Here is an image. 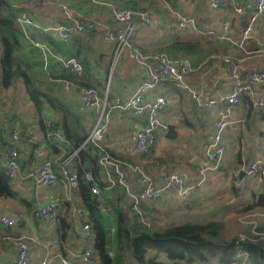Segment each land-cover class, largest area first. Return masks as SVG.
<instances>
[{"label":"built area","instance_id":"obj_1","mask_svg":"<svg viewBox=\"0 0 264 264\" xmlns=\"http://www.w3.org/2000/svg\"><path fill=\"white\" fill-rule=\"evenodd\" d=\"M177 7H170V12L174 20L176 31L182 34H202L196 27V19L185 7L191 0H176ZM229 1L233 7L236 17H244L250 12V19L246 28L241 30L238 43L235 42L233 26L227 21L220 23L221 29L218 38L245 47L248 41L258 28L257 23L264 15V0H256L254 4L242 0H209L208 7L217 10L222 4ZM18 3L26 8L17 17V24L26 35L30 28L39 29L49 33L53 38H57L63 43H68L76 35H86L89 30H96L105 40L115 43L113 60H118L122 55H127L130 63L142 71L141 80L136 83L133 92L123 97L119 94H112L110 89V78L104 90L84 89L80 97L79 105L90 112L92 126L88 130L86 138L77 147L72 145L63 134L61 128H54L53 119L47 117L45 125L48 127L43 142L38 148L33 150V156L38 159V168L27 175L21 174L20 156L22 143H20L19 127H15L10 134V143L1 150V165L6 169V173L11 182H15L21 177L32 178L36 190H52L62 186L64 189V201L71 203L69 217H74L81 211L76 200L79 182V172L70 168L71 161L81 164L80 152L87 150L89 144H93L101 149L102 153L97 158L99 171L94 175L92 165L83 168L82 177L86 182L91 183V192L97 196L101 205L106 203V193L112 192L117 186H123L128 195L131 209L137 212L141 219L143 212L141 204L148 205L158 201H165L170 204L189 200L195 190L202 189L207 184V176L211 170L217 171L219 166L225 162L227 149L225 146V135L229 127L236 121L234 119V109L241 105L240 97L248 95L254 102L255 108L264 110V68L248 67L241 63H235L231 54L218 52L208 56L213 62L224 64L227 73L229 91L228 93L207 94L199 89L193 80L195 65L189 58H174L165 53H143L138 47L132 44L139 31V27L149 25L153 19V14L148 10L123 9L118 6H110V24L99 21L96 17L84 16L78 11L70 8L60 0H19ZM30 11L50 12L57 17L54 24L42 25L35 22ZM211 31L208 32V34ZM36 48L41 50L43 69H46L51 59L59 61L77 77L84 75L82 63L75 57L66 58L55 52L47 43H34ZM251 52L246 50V59ZM256 53L264 59V48H259ZM111 62V63H112ZM111 67V65H110ZM114 67L110 69L111 74ZM64 87L70 91L71 87L65 83ZM130 87H132L130 85ZM176 87L181 92L188 95L189 101L201 111H209L214 115L213 129L210 135L202 144L203 162L196 169V178L186 179L175 170H171L165 165L158 168L156 172L150 171L138 162H130L108 152L106 147L107 136L112 130L111 119L113 115L121 111H128L133 116L143 119L140 128L136 130L134 145L131 152L136 155H147L155 144L158 132L168 131L169 123L164 118V113L172 111L171 90ZM74 90V89H73ZM239 126L244 127V120H238ZM122 147H126L124 141H119ZM56 145L61 152V160L54 162L48 155H42L44 148H53ZM247 165L242 169L246 172V177L255 181L260 190L264 192V158L260 153H256ZM133 177L138 186L133 191L129 184V179ZM248 192V191H247ZM77 198V199H76ZM76 199V200H75ZM57 204L52 201H45L38 204L34 215L40 221L49 223L57 227ZM15 214L1 212L0 225L4 227H16L24 216L15 209ZM19 213V214H16ZM108 212L104 209V215ZM108 219L112 220L109 215ZM114 232V225L110 227ZM79 233L88 241L80 251L81 264H101L100 258L92 248L94 233L91 226L85 223L80 227ZM8 241L17 248L14 261L11 264H32V247L34 244H41V240L34 229L22 233L21 235ZM239 260L232 264H250L248 255L240 253ZM62 264H71L68 259L60 257ZM54 259L48 256L43 258L40 264H53Z\"/></svg>","mask_w":264,"mask_h":264},{"label":"trees","instance_id":"obj_2","mask_svg":"<svg viewBox=\"0 0 264 264\" xmlns=\"http://www.w3.org/2000/svg\"><path fill=\"white\" fill-rule=\"evenodd\" d=\"M245 1L254 4L256 0ZM124 7L121 8L142 9L138 8L137 5ZM220 9L224 13L231 14L230 17H226L222 21L228 20L233 26L234 17L236 16L229 1L222 4L218 10ZM22 11H26V8L19 3L16 4L13 0H0V96L1 91L8 90L11 86L15 89L18 85L17 83L21 82L27 93L28 106L32 109L31 113H34L32 116L34 125L28 126L30 123L24 124L25 115L19 111L15 110L13 114L8 115L6 111H2L0 108V150L7 147L10 143V134L15 127H19L21 133L20 143L25 141L24 137L28 139L30 135L28 129L30 132L31 127H38V131L45 137L48 129L45 121L49 117L48 115H52L49 118L53 119V116L57 115L58 111L61 114H59L57 120L53 119L54 128H61L65 138L77 147L86 138L88 132L78 110H74L73 89H78L79 91L81 89L96 88L99 91L102 90L101 88L105 89L103 82L106 80V73H103L102 77L100 70L97 67L93 68L89 59L83 55L84 51L87 53V49H90V44L84 38L88 36L94 37L97 31L89 30L86 35H76L68 43H63L59 39L53 38L49 33L37 28H30L29 34L26 35L17 24V17ZM249 14L252 15L251 12ZM249 14L244 17H236L241 30L246 28L250 19ZM35 31L41 33L46 40L45 42L54 47V50L59 51L64 57H76L83 65L84 75L80 78L74 76L61 62L54 59H51L48 67L43 69L41 51L33 45L32 47L37 50L36 53L39 52L35 55L32 53L33 57L37 55L35 58L29 60L28 57L22 55L24 41H28L30 37L35 40L33 38ZM176 34L177 36L170 39V41L158 43L153 47L138 46L135 40L132 41V44L143 53H165L174 58L184 57L188 59L190 56L196 55V59L200 60L199 64L205 65L212 62L211 59L207 60L210 54L218 52L229 53L226 52V49H219V46L214 44V40H209L206 43H210L212 49L208 51V55L206 54L205 58L202 57V54L195 52L202 47L200 41H205L206 37L214 35V33L194 37L189 35L188 37L192 38L189 40L181 39L179 35L181 33L177 31ZM101 40L105 39L101 37ZM218 40L220 39L218 38ZM246 47L255 49L254 51L257 48L251 40L244 47L245 51L247 50ZM81 55H83V58H80ZM233 61L239 63L234 57ZM65 83L70 85V91L64 87ZM171 91L178 93L180 90L173 87ZM68 96L72 100V104L69 103ZM240 99L247 108V117L254 112L259 116L260 120L264 121V110L255 108L254 102L248 95H242ZM0 106H4V103L0 102ZM78 107L80 108L81 106L79 105ZM81 108L80 111H82ZM1 113L4 115L3 118ZM247 117L245 119L246 122ZM28 140L27 144L29 143ZM30 145L32 152L39 146L37 143ZM53 148L57 149L59 147L54 145ZM108 152L114 154L110 150ZM150 152L147 155L151 154ZM101 153V149L93 144H89L87 150L80 152L79 160H81V164L76 170L80 175V184L76 193L80 201L79 207L81 211L71 218L69 217L72 207L71 203L61 201L62 203L56 206L58 224L55 238L61 246H64V244H69L70 246L74 242V244L79 243L78 246L81 243V249H83L88 241H85L83 235L79 233V229L85 223H88L94 233L92 248L98 258H100L101 264H232L241 258L239 257L240 253L248 255L247 261L250 264H264V221H261L260 224L258 222L247 223L246 229L241 232L242 234L232 235V237L223 236L221 231L223 225L216 220L165 223L162 226L158 223V216L154 214V207L157 204L150 206L144 203L141 204L142 218L144 219L142 220L140 215L131 209L132 205L123 186H117L112 192L106 193V203L102 206L100 201H97V196L91 192V183L86 182L82 177L83 168L90 167L86 165L94 166L92 168L94 175L99 171L100 167L97 163V158ZM235 155H238V164L242 165L245 161L243 162L241 154L236 153ZM142 157L145 158L146 156L142 155ZM87 159H90L91 163L88 162L85 165L82 160ZM75 162L77 163V161ZM235 181L236 184L239 183L238 176H235ZM232 193L234 195L239 194V188L235 184H233ZM251 196L254 198L253 202L241 207L240 212L249 213L251 210L258 209L263 211L261 214L264 213V192H252ZM0 198L17 200L26 207L28 213L32 212L35 222H41L34 215L37 204H33L26 197L20 196L12 189V184L3 166H0ZM104 209L112 212V220H109L108 216L104 215ZM112 224L114 225L113 233H111L109 228ZM0 228H4L7 231L12 229V227L1 225ZM6 234L7 236L3 238L0 236V250H4L6 246L3 244L4 242L10 246L12 243H9L8 239L15 238L8 235L12 233ZM62 250L66 254V250Z\"/></svg>","mask_w":264,"mask_h":264},{"label":"crops","instance_id":"obj_3","mask_svg":"<svg viewBox=\"0 0 264 264\" xmlns=\"http://www.w3.org/2000/svg\"><path fill=\"white\" fill-rule=\"evenodd\" d=\"M17 4L19 0H13ZM64 3H66L70 8H72L75 11H78L80 14L84 16H90V17H96L99 19V21H103L105 23L110 24L111 17H110V6H118L123 7L124 6H131V5H137L138 8L142 9H149V11L153 14V19L151 23L145 27H139V31L135 37V43L138 46H146V47H153L154 45L161 43V42H167L170 41V39L175 38L177 36L175 27L173 26V17L170 12V7L173 6L174 8L177 7V1L175 0H60ZM245 1V0H242ZM209 0H191V2L185 7V10L187 9L190 13H192L196 19V27H198V30L202 34H189L191 37L194 36H205L208 35V32L211 31L209 34L214 33V35L206 37L205 41H200L201 46L199 49H197L195 52L202 54V57L205 58L206 54L209 50L212 49V46H210V43L206 44L209 40H214V44L219 46V49H226V52H229L233 55L234 59L237 60L239 63L243 64L244 66H250V67H258V68H264V59L260 57L258 54L254 55L252 53L249 54V57L246 59V51L243 47L237 44H231L228 41L218 40L217 36L220 32L221 26L220 22L226 18L230 17L231 14L224 13L221 9L220 10H211L210 7H208ZM31 18L36 22L47 25V24H54L57 20V17L54 16V14L50 12H34L30 11ZM235 20L233 22V35L235 42L238 43L240 34H241V27L239 28L238 24V18L234 17ZM257 29L254 32L251 41L256 45V50L259 48H264V15L259 18L257 23ZM178 32V31H177ZM180 33V32H178ZM182 34V33H181ZM179 34L181 36V39L189 40L192 39L191 37H188L187 34ZM178 35V36H179ZM33 38L30 37L28 41H24V46L22 47V55L25 57H28L29 60L35 58L33 55L38 54L36 53L37 50H35L34 43L42 42L46 43V40L43 38L41 33L38 31H35L33 33ZM196 38V37H195ZM200 38V37H198ZM194 39V38H193ZM84 40L87 41V43L90 44V49H87L84 51L83 55L84 57H87L90 61V64L93 66V68H98L100 72L106 73L107 75L111 69L110 65L113 58V53L115 50V43L111 42L109 40H101L100 34H95L94 37H87L84 38ZM32 45L34 47H32ZM51 47V46H50ZM54 50V47H51ZM249 51H254L253 49H249L246 47ZM41 51V50H40ZM55 52H58L57 50H54ZM33 53V55H32ZM61 54V53H59ZM62 55V54H61ZM83 55H81L80 58H83ZM208 55V54H207ZM181 56V55H180ZM191 57V56H190ZM189 57V58H190ZM197 56H192L191 61L196 67V70L193 72V80L194 84L196 86L203 90L207 94H216V93H228L229 91V83H228V75L224 70V64L221 62H210L209 64H199L200 60L196 59ZM202 58V59H203ZM114 66V77L111 80L110 83V89L112 94H119L123 97L129 96L134 89V85L138 83L142 78V71L134 67L130 63V60L128 59L127 55H122ZM108 79V78H107ZM108 83V81H107ZM106 83V85H107ZM106 85L105 88L107 87ZM130 85L132 87H130ZM84 89H81L80 91L78 89H74V99H73V106H75L74 110H78L79 115L81 116V120L83 121V124L87 128V132L92 126V117L90 112L87 110L82 109L80 111L79 102L80 97L82 95V92ZM25 96L27 99V93L24 89ZM68 93V92H67ZM2 94V91H1ZM172 100L171 104L173 106L172 111L165 112L164 118L169 125H173L176 131V134L172 138L167 137V132H158L157 137L155 140L154 146L157 144V139L159 137H162L163 139H169V140H175V142H164L163 148L169 150L172 148V146L176 145V141L179 142L178 146H183L185 142L188 144L190 143V146H187L190 148L189 156L190 160H188L189 163L186 167H178L177 163H165V162H156L154 167V172L158 170V168L162 165L167 166L171 170L177 171L179 174H181L186 179H192L196 178V169L198 167V164L200 163V158L202 157L203 152L200 151L202 149V144L205 142V139L210 135L212 129H213V120L214 115L209 111H201L195 105H193L188 98V95L184 92L179 91L173 92L171 91ZM70 97L68 96V99ZM185 98V99H184ZM28 100V99H27ZM70 100V99H69ZM187 100V101H186ZM0 102L4 103L0 96ZM29 103L28 101H26ZM188 102L190 104H188ZM12 103V102H11ZM10 103V104H11ZM25 103L24 105L29 107L28 104ZM69 103L72 104V100L69 101ZM23 105V106H24ZM187 105H192L193 108L189 109ZM23 106H21L20 110L19 108L15 107V105H11L12 108L11 112L5 110L3 106H0L2 111H6L8 115H11L14 113L15 110L22 112L25 115V118L23 119V123L27 125V123H30L28 126H33L34 121L32 116L34 113H31L32 109L29 107V112L23 109ZM180 111V114H176L177 111ZM255 111H257L254 108ZM253 110V111H254ZM59 114L61 112L58 111L57 115L53 116V119L57 120ZM247 108L246 106L241 103L240 106L235 107L234 109V119L235 123L232 124L228 131L226 132L225 139L229 138L232 139V137L235 135H238L239 130H241V136L239 139L241 140L240 143L245 142L246 145L249 147L251 146L253 153L251 155V159L254 157V154L258 152V150L262 149L264 151V121L260 120L259 116L253 112L247 117ZM2 118L4 117L3 113H1ZM30 116V117H29ZM49 117L52 115H48ZM247 117V122L245 121ZM238 120H244V127L239 126ZM143 122L142 118L133 116L128 111H121L113 115L111 119L112 124V130L107 136L106 140V147L105 149L108 151L110 150L113 152L114 156L122 157L124 160H129L130 162H138V159L142 158V155H136L131 152V148L134 145V137L136 130L140 128L141 123ZM28 133L30 135L28 136V139H25L24 142H22V150H21V156H20V165H21V174L27 175L31 171H35L36 168H38V159L33 156L32 154V147L30 144L37 143V145H40L41 142H43V135L40 131H38V127H31L30 132L28 129ZM27 136V135H26ZM27 140L29 143L27 144ZM119 141H124L126 143V147H122ZM168 141V140H167ZM226 141V140H225ZM153 146V148H154ZM200 148V150L197 152V149ZM155 154L159 156V154L156 151H160L155 146ZM154 149L151 150L154 151ZM2 150V149H1ZM0 150V152H1ZM238 149H235V152H237ZM244 154L248 155V151L242 150ZM150 152V153H151ZM234 152V153H235ZM175 153V152H174ZM197 153V157H195ZM233 153V157H235V154ZM48 155L51 156L54 160V162H58L61 160V152L59 148H44L42 151V155ZM153 154V153H152ZM228 156V154L226 153ZM149 155L146 156V158ZM227 156L225 158H227ZM161 159V157H159ZM227 160V159H226ZM225 160V161H226ZM253 160V159H252ZM82 162L86 165L90 162V159L82 160ZM139 163V162H138ZM141 164V163H139ZM143 167H145L143 164H141ZM177 166L175 169L174 166ZM0 166L1 165V158H0ZM80 164L76 163L75 161L70 162V168L72 170H78V167ZM244 166V165H243ZM242 166V167H243ZM149 165L146 167L149 169ZM240 167L236 172L235 175L238 176L240 170L242 169ZM150 170V169H149ZM213 174V173H211ZM211 174L209 177H211ZM216 176H219L218 172H215ZM210 179L208 180L209 184ZM242 184H247L250 181L252 182L251 178L244 177L242 180ZM11 182V181H10ZM12 189L17 192L20 196L26 197L29 201H31L33 204L36 203L41 204L45 201H52L57 204V206L62 203L61 201H64V189L62 186H59V188H54L52 190H36L35 184L33 183V179L23 178L21 177L15 182H11ZM129 184L133 191H136L138 189V186L136 184V181H134V178L131 177L129 179ZM254 188L253 191L247 192L249 196H251L252 192L260 191V187L258 184L253 183ZM208 188V185H207ZM206 188V189H207ZM206 191V190H205ZM200 191V192H205ZM77 195V193H76ZM252 197V196H251ZM253 198V197H252ZM77 199V198H76ZM75 199V200H76ZM78 203V206L80 204L79 199L76 200ZM165 201H158L155 203H149L150 205H163ZM18 209L20 211V215L24 216L22 220L19 221L18 225L14 228H12L10 231L5 230L4 228H0V236L3 238L7 236L6 233H12L8 234L13 237H17L21 235L24 232H27L31 229H34L39 237V240H41V244H32V264H40L43 260V258L48 254V256L52 257L54 259L53 264H62L60 262V257H64L65 259H68L71 264H81L80 263V251L82 250V244L78 246L79 243L74 244H64V246H61L58 240H56V230L57 227L53 228L54 226L46 223V222H35L34 218L32 217V212L28 213L26 207L19 203L17 200L14 199H5L0 198V210L1 212H7L9 214H15L16 210ZM106 214L110 216V218H113L112 212L110 210L107 211ZM19 214V213H17ZM10 243V241H9ZM6 246L4 247V250H0V264H11L14 261V258L17 253V248L14 245H7L5 242L3 243ZM62 249L66 250V254L63 252Z\"/></svg>","mask_w":264,"mask_h":264},{"label":"rangeland","instance_id":"obj_4","mask_svg":"<svg viewBox=\"0 0 264 264\" xmlns=\"http://www.w3.org/2000/svg\"><path fill=\"white\" fill-rule=\"evenodd\" d=\"M176 3V0L175 2ZM173 7V6H172ZM149 10V9H148ZM193 36V34H191ZM188 36V35H187ZM252 54L256 55V51H252ZM117 60H113L111 63V67L113 68ZM115 68V67H114ZM114 73V71H113ZM103 77V72L102 74ZM110 83L112 78L114 77V74H111L109 71L107 78H110ZM103 82L104 85H106L108 79ZM18 85L16 86V90L13 89L11 86L8 90L2 91L1 94V99L4 102L3 108L9 113L12 111L11 105H15V107L21 109L20 107L23 106L26 101L25 92L23 88V85L21 82L17 83ZM104 90L103 88H101ZM185 99V98H184ZM187 101V100H186ZM12 102V104H10ZM28 104V103H27ZM188 104H190L188 102ZM193 104V103H192ZM189 109L193 108L192 105H187ZM23 109L29 112V107L23 106ZM180 111L178 110L176 114H180ZM22 113V112H21ZM23 114V113H22ZM241 136V130H239L237 136H233L232 139H225V146L227 149V159L223 164H221L218 168L217 171L211 170L208 173L207 179V184L205 185L204 188L195 190L193 194L191 195L189 200L183 201L181 203L175 202V204H170L167 202H164L163 205H156L154 208V214L158 216V223L160 225H165V223H181V222H194V221H200V222H207V221H220L222 223L223 228H222V234L225 237H232L236 236L238 234H242L244 229L247 227V223H255L258 222V224L261 223V221H264V213L261 214V212L258 209L256 210H251L249 213H241L240 209L244 205H248L251 202H253V199L249 194L246 192L253 191L252 189L254 188L253 183L255 181H250L247 184H242V182L239 181V183L236 184L235 181V172L242 167L243 165H247L249 161H251V155L253 153V150L251 146H247L245 142L240 143L239 137ZM168 140V141H167ZM163 139L162 137H159L157 139V144L155 145L156 148L160 151H156L159 156L154 155L155 154V146H154V151L149 154V156L146 158L142 157V160L138 159L137 161L141 162L145 167L148 165L150 166L149 169L150 171H154V167L157 165L156 162L160 160V162H165V163H177L178 167H186L188 164H191L188 162L190 160L189 156V151L190 148L187 146H190V143L188 144L185 142L183 146H178L179 142L176 141V145L172 146L171 149L167 150L163 148L164 142H175V140H169V139ZM195 148V147H193ZM197 149V152L200 150V148H195ZM235 149H238L237 152H235ZM248 151V155L244 154L242 150ZM202 151V149L200 150ZM175 152V153H174ZM235 152V153H234ZM153 153V154H152ZM240 153L243 159V164L240 165L238 164V159L237 156L235 157L231 156ZM257 153H260L263 158H264V151L261 149L258 150ZM256 154V153H255ZM254 154V155H255ZM147 156V155H145ZM197 153L195 157H197ZM161 157V159L159 158ZM192 161V160H190ZM203 154L202 157L200 158V163L198 164V167L200 164L203 162ZM177 166L175 165L174 168L176 169ZM197 167V168H198ZM215 172L219 173V176H216L214 174ZM213 173V174H211ZM211 174V177H209ZM197 175V173H196ZM233 184L238 186L239 188V194L234 195L232 193V187ZM208 185V188H207ZM207 188V189H206ZM205 191V192H200V191ZM261 191V190H260ZM260 211V212H259ZM152 222V221H151Z\"/></svg>","mask_w":264,"mask_h":264},{"label":"water","instance_id":"obj_5","mask_svg":"<svg viewBox=\"0 0 264 264\" xmlns=\"http://www.w3.org/2000/svg\"><path fill=\"white\" fill-rule=\"evenodd\" d=\"M175 134H176V131H175L174 126L173 125L172 126L169 125L168 132H167V137L168 138H172V137L175 136ZM245 176H246V172L243 169H241L239 174H238L239 180H242Z\"/></svg>","mask_w":264,"mask_h":264}]
</instances>
